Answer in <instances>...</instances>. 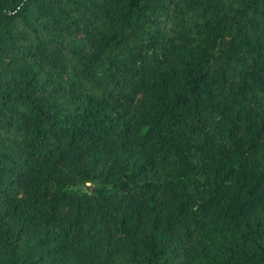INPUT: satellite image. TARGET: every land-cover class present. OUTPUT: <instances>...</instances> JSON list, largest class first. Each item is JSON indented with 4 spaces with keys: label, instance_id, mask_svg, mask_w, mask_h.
Instances as JSON below:
<instances>
[{
    "label": "trees",
    "instance_id": "1",
    "mask_svg": "<svg viewBox=\"0 0 264 264\" xmlns=\"http://www.w3.org/2000/svg\"><path fill=\"white\" fill-rule=\"evenodd\" d=\"M0 264H264V0H0Z\"/></svg>",
    "mask_w": 264,
    "mask_h": 264
},
{
    "label": "rangeland",
    "instance_id": "2",
    "mask_svg": "<svg viewBox=\"0 0 264 264\" xmlns=\"http://www.w3.org/2000/svg\"><path fill=\"white\" fill-rule=\"evenodd\" d=\"M84 188V187H83Z\"/></svg>",
    "mask_w": 264,
    "mask_h": 264
}]
</instances>
